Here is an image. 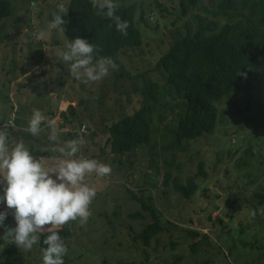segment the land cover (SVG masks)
Here are the masks:
<instances>
[{
  "label": "rangeland",
  "instance_id": "obj_1",
  "mask_svg": "<svg viewBox=\"0 0 264 264\" xmlns=\"http://www.w3.org/2000/svg\"><path fill=\"white\" fill-rule=\"evenodd\" d=\"M9 1L12 12L0 20V130H7L10 142L23 140L34 159L44 158L45 167L54 165L60 154L53 151L58 144L48 140L46 124L36 136L25 131L38 109L57 121L60 145L83 138L77 156L112 169L105 177L86 176L96 195L86 223L62 226L71 231L63 240L64 264H264V205L253 196L264 182V54L229 96L215 104L213 131L172 153L170 176L185 182L193 175L197 184L184 198L173 191L170 179L162 181V159L169 154L158 149L160 134L174 125L183 101L155 63L183 34L184 24L193 23L194 11L181 15L177 0H116L136 6L141 44L111 58L116 70L84 84L60 58L66 42L63 26L48 28L56 6H67L69 0ZM150 85L155 87L154 102L143 95L142 88ZM143 101L153 107L150 145L122 156L105 151L111 121L137 110ZM82 124L86 131L79 135ZM200 162L204 175L198 173ZM4 186L0 183V196ZM133 194L156 211L162 227L148 245L136 235L152 218ZM5 211L0 264H43L38 244L25 250L3 238L5 227H15L11 210L0 202V212Z\"/></svg>",
  "mask_w": 264,
  "mask_h": 264
},
{
  "label": "trees",
  "instance_id": "obj_2",
  "mask_svg": "<svg viewBox=\"0 0 264 264\" xmlns=\"http://www.w3.org/2000/svg\"><path fill=\"white\" fill-rule=\"evenodd\" d=\"M114 2L119 5L116 15L128 22L126 36L116 30L111 20L96 15L92 0L68 1V12L64 17L66 23L63 25L65 38L72 40L79 37L97 46L100 51L94 53V60L99 57L112 58L125 48L141 44V33L135 22L136 6ZM177 3L181 15L194 11L190 14L193 23L184 24L183 34L159 55L155 69L165 73V82L183 101V110L176 112L171 128L164 127L159 136L161 143L158 149L163 154H169L167 159H162L165 168L162 181L170 179L173 191L188 198L197 189V184L193 175L188 176L185 182L170 176L169 169L175 166L172 153L185 150L184 142L213 131L218 118L215 104L228 97L244 76L237 74L246 75L257 58L264 54V0H177ZM11 12V2L0 0V20ZM142 89L148 101L154 102L155 87L150 85ZM68 109L72 110L71 107ZM152 113L153 107L143 101L137 110L111 121L107 127L104 150L122 156L134 149L149 146ZM60 115L68 119L65 113L61 112ZM202 166L200 162L198 173L204 175ZM253 196L259 205H264V182ZM133 197L141 202L142 209L149 212L152 218L136 235L143 245H148L150 238L159 233L162 227L156 211L134 194ZM134 216L143 217L140 213ZM54 231L62 240L71 234L66 227ZM49 234L39 233L38 246L46 247L43 240Z\"/></svg>",
  "mask_w": 264,
  "mask_h": 264
},
{
  "label": "clouds",
  "instance_id": "obj_3",
  "mask_svg": "<svg viewBox=\"0 0 264 264\" xmlns=\"http://www.w3.org/2000/svg\"><path fill=\"white\" fill-rule=\"evenodd\" d=\"M92 7L97 10L96 15L111 20L117 31L127 35L128 22L116 15L119 5L114 0H92ZM67 12L65 4H58L48 28L54 30L65 25L62 16ZM99 51L97 46L77 37L66 40L59 55L63 62L69 63L70 73L81 83L88 84L106 77L110 69H117L110 57L94 60V53ZM237 75L245 74L239 72ZM42 124L50 129L48 140L58 144L53 151L60 154L56 163L48 167L42 162L44 158L37 160L30 155L23 140L10 142L7 130H0V183L5 185L0 202L11 210L15 221V227H5L3 238L17 248L31 250L40 241L37 233L48 232L50 234L43 240L46 247L41 249L42 262L64 264L63 256L67 248L54 229L71 221L87 222L91 215L89 205L96 192L88 186L85 178L93 173L105 177L112 169L95 159L77 156L84 144L83 138L60 145L57 121L38 109H33L25 131L36 136ZM250 214L254 217L255 210H251ZM7 215L6 211L0 212V227L4 226Z\"/></svg>",
  "mask_w": 264,
  "mask_h": 264
},
{
  "label": "built area",
  "instance_id": "obj_4",
  "mask_svg": "<svg viewBox=\"0 0 264 264\" xmlns=\"http://www.w3.org/2000/svg\"><path fill=\"white\" fill-rule=\"evenodd\" d=\"M3 126H4V125H3ZM85 131H86V126H85L84 124H82V125L77 129V133H78L79 135L85 133Z\"/></svg>",
  "mask_w": 264,
  "mask_h": 264
}]
</instances>
